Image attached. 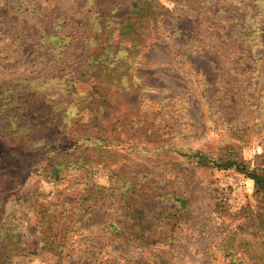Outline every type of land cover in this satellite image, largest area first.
Segmentation results:
<instances>
[{
	"label": "rangeland",
	"instance_id": "rangeland-1",
	"mask_svg": "<svg viewBox=\"0 0 264 264\" xmlns=\"http://www.w3.org/2000/svg\"><path fill=\"white\" fill-rule=\"evenodd\" d=\"M29 1L39 9L36 17L17 12L10 0H0V55L3 53L6 60L10 55V60L2 63L7 67L0 69L2 79L31 77L34 69L44 77L66 61L70 65H74L72 61L77 63L81 52L77 45L81 36L78 24L87 17L90 0ZM214 4L213 9H205L202 19L213 23L215 17L216 24L231 40L203 34L204 42L188 44V16L195 14L185 5L171 4L165 13L166 27L143 51L141 63L136 64L124 52L114 57L110 66L133 74L152 88L140 91L141 109L154 114L160 103L164 104L156 116V125L174 148L215 152L223 149L248 168H264V0H222ZM219 8L226 11L219 12ZM222 15L233 19L225 22ZM65 19L69 24L61 30L58 24ZM39 26L46 27L51 37L40 44V48L48 49L47 57L34 62L25 55L19 44L21 39L13 45L12 39L22 29L39 35ZM208 26L203 24L204 30ZM72 32L74 43L73 39L64 38ZM202 44L210 45L198 48ZM12 50L18 53L9 54ZM163 147L166 148L160 151L164 153L161 158L154 155L155 148L121 151L124 154L120 160L131 176L139 182L147 179L146 183L153 188L155 185V199L145 205L139 202V196L123 197L109 191L112 196L92 216L95 224L73 237L72 256L67 260L37 247L41 227L35 203L69 182L59 186L40 182L35 171L42 160L31 163V158L4 150L8 163L24 180L18 192L20 200L13 208L9 204L8 210L15 214L16 223H20L25 234L24 251L14 264H130L125 257L170 248L178 255L176 264H254L239 257H226L221 245L231 228L239 224L247 222V228L254 229L250 219L257 218L264 206L256 193L255 181L235 166L196 167L185 156L172 152V148ZM95 181L101 186L113 184L104 172L97 174ZM172 190L189 197L187 209L182 210L179 203L169 200ZM147 191L150 189L144 193ZM135 216L145 218L158 230L152 250L140 241L126 251L114 243L116 232L108 226L109 220L119 218L117 226L123 229L122 235L128 236L133 231L130 218Z\"/></svg>",
	"mask_w": 264,
	"mask_h": 264
},
{
	"label": "trees",
	"instance_id": "trees-1",
	"mask_svg": "<svg viewBox=\"0 0 264 264\" xmlns=\"http://www.w3.org/2000/svg\"><path fill=\"white\" fill-rule=\"evenodd\" d=\"M10 1L17 12L32 17L38 14L39 9L33 7L29 0ZM220 1L90 0L87 17L78 24L81 36L77 45L81 52L76 58L77 63L72 61L74 65H70L66 61L61 68L44 77H40L38 69L31 72L34 77L26 78L2 79L0 73V264H14L24 251L25 244V234L20 223H16L17 217L8 212L9 204L13 208L20 200L18 192L24 180L8 163L6 149L31 158V163L42 160L35 171L40 182L54 186L69 182L64 188L56 189L43 196L38 204L35 203L41 227L37 247L61 260L72 256L73 237L95 224L92 216L103 209L112 193L130 198L139 196V202L145 205L155 199V185L153 188L146 183L147 179L139 182L131 176L120 160L124 154L122 150L138 152L155 148L157 152L154 155L161 158L164 153L160 151L167 146L199 168L228 169L235 166L255 181L256 193L264 205V168H248L234 154L223 149L215 152L174 148L156 125V116L164 104L160 103L154 114L141 109L140 91L152 88L133 74L110 66L112 59L124 52L136 64L141 63L143 51L166 27L165 13L171 4L185 5L195 14L194 17L188 16L191 24L188 44L204 42L203 34L231 40L219 28V23L216 24L215 17L213 23H209L210 19H202L205 9H213L214 3ZM221 10L226 11L224 8ZM221 10L219 8V12ZM222 19L227 22L233 18L222 15ZM68 24V19H65L58 25L64 30ZM203 24L210 26L204 30ZM39 28V35L22 29L12 39V45L21 39L19 44L25 55L34 62L47 57L48 49L45 46L40 48V44L51 37L46 27ZM81 28L84 30L81 31ZM74 33L65 34L64 38H71V43H74ZM28 44L31 46L25 49ZM209 45L202 44L198 48ZM17 53L12 50L9 54ZM9 57L6 60L1 53L0 69H7L2 63L9 61ZM101 172L107 173L112 185L97 184L95 177ZM150 180L153 183L154 180ZM145 189L150 191L144 193ZM158 194L163 196L161 192ZM169 200L179 203L182 210L187 209L190 202L189 197L177 190H172ZM130 219L133 231L128 236L122 235L123 229L117 226L119 218L109 220L108 226L116 232L113 236L116 246L126 251L132 243L140 241L138 243L152 250L157 242L155 236L158 230L152 228L145 218L135 216ZM250 221L253 230L247 228V222L231 228L221 245L223 254L232 259L239 257L254 264H264V206L257 218ZM168 251L174 250L156 249L149 255L143 253L125 258L130 264H176L178 255L175 251Z\"/></svg>",
	"mask_w": 264,
	"mask_h": 264
}]
</instances>
